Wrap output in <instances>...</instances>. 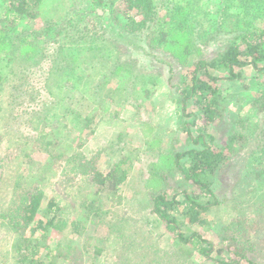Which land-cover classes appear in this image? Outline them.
Instances as JSON below:
<instances>
[{"label": "trees", "instance_id": "trees-1", "mask_svg": "<svg viewBox=\"0 0 264 264\" xmlns=\"http://www.w3.org/2000/svg\"><path fill=\"white\" fill-rule=\"evenodd\" d=\"M41 1L1 0V21L9 30L22 18L35 17ZM186 1L166 5L168 20L165 17L157 20V9L152 0H122L120 9L105 8L104 15L98 13L97 2L93 0L95 16H105V21L115 18V22V16L118 17L120 28L127 31L117 33L123 41L115 39L105 43L104 47V39L95 27L82 30V41L93 49L82 52L83 60H80L87 65V70L82 71L76 67L79 59L75 64L71 62L77 51L71 37L68 43L72 46L66 54L60 52L62 57L50 65L51 76L47 78L52 82H45L50 104L39 120L49 123L52 115L56 117V111L49 113L55 107L62 117L69 116L75 130L84 132L89 126L102 124L95 123L96 117L107 104L106 108H115L113 102L120 90H109L106 95L101 93L106 79L120 67L130 73L134 71L135 76L144 75L141 61L158 59L154 61L164 65L171 100L178 105L175 112L180 114L179 120L171 130L178 134L173 136L167 148L169 162L164 165L161 161L158 166L149 164L143 182L137 188L138 199L137 194L133 198L141 210L147 208L152 220L162 223L170 233V245L165 250L171 258L181 260L180 256L187 259L200 256L207 264H264V255H261L264 251V0H225L214 13L209 12L210 9L202 11L203 8L198 7L202 5L194 0ZM78 20L74 22L69 18L64 22L52 16L46 23L49 25L35 35L47 37L54 30L59 36L69 34L70 27L82 23ZM59 26L64 27L58 29ZM73 29L77 30L76 27ZM193 34L210 40L216 38L219 46L207 55L199 51H196L197 57L191 54L182 63L184 71H176L174 76L171 63L164 62L163 52L174 55L172 48L181 38L188 41L185 47L197 49L191 43ZM5 35L0 36V143L6 144L5 151H13L7 163L11 162L12 166L13 162H18L19 170L12 175L3 169L0 171L1 233L2 237H8V248L0 250V256L12 264H58L59 260L67 264H83L84 261L90 264L103 251L105 238L98 237L91 251L87 243L79 246L74 237L82 233L88 219L94 220L121 204V187L135 178L130 171L132 160L123 155L103 158L109 153L105 142L95 146L80 141L63 142L56 135L57 124L54 128L46 123L47 129L37 128L34 137L15 141L8 129L11 103L20 92L24 82L22 73L29 64L18 48L15 50L19 57L16 53H8L6 39L12 38ZM62 47L58 51L63 52ZM183 52L186 53V48ZM246 67L251 68L253 77L259 75L261 78L257 95L248 102V110L238 115L239 129L234 127V121H230L227 129L232 138L241 143L240 150H236L230 146V140L217 143L209 127L217 129L218 124L223 125L225 113L230 112L223 98L221 82H239ZM161 73L157 75L160 77ZM147 75L142 79L144 85L137 98H151L164 82L159 77L157 80L153 75ZM122 100L118 105L133 110L136 115L137 110L130 107L133 103L128 104L131 102L128 98ZM35 151L44 154L45 159L36 160L32 155ZM60 160L65 171L59 183L70 186L75 172L81 175L82 188L90 189V193L84 194L78 205L69 211H66L67 205L58 201V196L44 197L40 184L31 173L32 169L46 167L55 174ZM23 166L27 167L25 174L20 171ZM6 181L10 189L5 188ZM126 201L127 207L133 205L130 198ZM77 207L82 209L81 214L77 213ZM219 207L226 209L229 216L225 222H219L215 241H211L198 229L208 224L209 211ZM72 215L75 217L71 218ZM112 223L116 224V221ZM144 247L151 245L145 243ZM154 252H158L156 262H160L163 255L159 249ZM131 258L124 259L130 261ZM89 259L93 260L90 262ZM148 259L140 257L136 264L151 263Z\"/></svg>", "mask_w": 264, "mask_h": 264}, {"label": "rangeland", "instance_id": "rangeland-1", "mask_svg": "<svg viewBox=\"0 0 264 264\" xmlns=\"http://www.w3.org/2000/svg\"><path fill=\"white\" fill-rule=\"evenodd\" d=\"M94 1L97 2V11L100 15H104L105 8L120 9L122 6V0ZM178 1L179 0H152L157 9V20L161 17H165L168 20V16H166L168 14L166 5H173L175 2L178 3ZM189 1L190 0H188V2ZM223 1L225 0H194L196 4L202 5L198 6L199 9L203 8L202 11L204 12L210 9L209 12L213 13L217 9L219 10V6L223 4ZM92 2L93 0H43L37 6L35 17L31 19L22 18L19 22H15V24L11 25L9 30H7L5 24L1 21L0 16V36L6 34L8 37L6 35L5 37L12 38V40L6 39V50H8V53L12 52L11 54L16 53L19 57V52L15 50L18 48L22 54L21 56L26 58V62L29 64L22 73L24 82L19 89L20 92L17 93L15 101L11 103V120L8 122V129L12 132L10 136L13 137L15 141L23 142L22 138L34 137L37 128L42 129L45 127L44 129H47V121L39 120V116H41L43 112L44 114L47 113L46 107L50 104L45 89V82H52L47 77L51 76L49 68L53 60L60 59V57H62L61 53L66 54L65 52L72 46L70 42L68 43V40L74 39L76 42L74 45L76 49H74L77 51L75 53V58L71 60L74 64L78 59L83 60L82 52H85L87 49H92L90 46L88 47L86 41H82V30L84 29L95 27L104 39V47L105 43H110V41H114L115 39L123 41L119 38L117 33H125L127 31L120 28L121 24L119 23L118 17L115 16L117 19V22H115V18L110 17L109 21H105V16H95ZM184 2L187 1L184 0ZM202 11L199 12L201 18L203 17ZM76 13H79V15ZM52 16H56L60 18V20H64V22L69 18L74 22L79 19L78 21L82 23L74 25L77 30H74L73 26L70 27L71 30L69 34L67 33L59 36L54 30L52 34L50 33L47 37L36 36L35 33L38 30H42L45 26L49 25L46 23ZM63 27L64 26H59L58 29ZM175 32L177 31L175 30ZM193 35L194 38L192 40L194 42L191 40V43L195 45L197 49L185 47L188 41L185 38H181L176 42L175 47L172 48V53L175 56L172 54L168 56L163 52V57L166 58L164 62L171 63L172 72L175 71L174 76L178 73L176 71H179V73L184 71L185 68H182V63L188 56L192 54L193 57H197L196 51L207 55L213 50L216 51V48L219 46V42L216 38L210 40L208 37H203L200 34V36ZM0 44H2L1 39ZM62 45L64 46L63 52L58 51L59 47L63 48ZM181 47L184 48L180 49ZM185 48L186 53L183 52ZM165 51L168 50L165 49ZM82 60H80L79 64H76V67L84 71V69L87 70V65ZM154 60L158 59L150 58L141 61L144 65V71L146 72L144 75L135 76V73H133L134 71L130 73L125 71L123 67H120L115 71L114 75H110L108 79H106L104 89L101 93H105L106 95L109 90L112 91L116 88L120 90L117 92L118 96L113 102L115 108H106L108 106L107 104L101 114L96 117L95 123L98 122V124H102L97 126L94 124L92 127L89 126L83 132L82 129L75 130L71 127L69 116L65 114L62 117V114L58 112L57 108L53 107L49 112L53 114L56 111L54 113L56 117L52 115L50 122L47 124L54 128L57 124L58 129H55L56 135L60 137L63 142L77 143L80 141L82 143L86 142L90 146L105 142V146L108 145L107 147H109L107 150L109 153L103 158L107 159L108 157L109 159H114L115 156L123 155L128 156L132 160L130 171L132 170V174L135 178L129 180L125 186L121 187L119 192V195L123 197L121 204L111 207L109 213L106 211L105 215L99 214L94 220L88 219L82 233L74 237L79 246H83L84 243H87L91 251L92 244L95 243L98 237L105 238L103 251L97 259H89L90 262L93 260L90 264H97L94 262H103L102 264H136L138 260H140V257L144 260L149 258L148 260H151L149 261L151 263L148 264H207L201 260L200 256H193L189 259L180 256L181 260L171 258V254L165 250L170 245V233L165 230L162 223L152 220L151 214L147 208L141 210L137 204V200L133 198V196L138 193L137 188L143 182L149 164L158 166L161 161L164 165L169 162L170 157L167 148L173 136L178 134V132L175 133L171 131L175 128L179 120L180 114L175 112L178 105L171 100L170 91L166 85V70L164 65ZM244 71V76L239 82L232 83L230 80H223L221 82L220 88L225 104L227 108L230 109V112L225 113V122H223V125L218 124L219 127H217V129L211 125L209 127V131L213 133L217 143L222 144L230 140V146L236 150H240L241 143L238 140L235 141L234 138H232L233 136H231V132H228L227 129L230 126V121H234V127L239 129V125L236 123L238 115L248 110V102L257 95L259 90L258 81L259 78H261L259 75L253 77L250 67H246ZM159 72H162L160 77L157 75ZM147 74L153 75L157 80L159 77V79L164 80V82L159 84L160 86L156 89L151 98L146 99L145 96V99L137 98L141 93V86L144 85L143 80L148 76ZM56 76H58V74H56ZM132 95L134 96L131 97ZM124 98H128V100L131 101L128 102V104L133 103V106H129L137 110L136 115L133 114V110L128 111L122 108L121 105H118ZM123 103L124 102L121 104ZM61 125L65 126V128H62ZM109 144L113 146V149L110 148ZM15 147L13 148L15 149ZM5 149L6 144L0 143V171L3 169L4 172L6 171V173H11L12 175L17 169L19 170L18 162H13L12 166L11 162L7 163L11 149L6 151ZM32 155L36 160L43 161L45 159L44 154L37 151L33 152ZM62 164L63 161L60 160L58 168L54 169L56 172L55 174L52 173V170L48 171L49 169L46 167L32 169L31 173L40 184L44 197L47 198L52 194L58 196V201L67 205L66 211H69L73 206L78 205V200L81 199L84 194L90 193V189L84 190L82 188L80 185L82 181L81 175L75 172L72 173L73 179L70 186H63V184L59 183V180L62 182L61 177L63 176V171H65L64 168H62ZM26 169L27 167L23 166L20 168V171L25 174L27 172ZM217 184L218 183H216L215 186H217ZM5 188L10 189L7 181L5 182ZM129 198L133 203L131 207L126 206V199ZM136 198L138 199V194ZM77 211L78 214L83 212L80 207H77ZM70 214L71 213H69V215ZM227 214L224 208H213L207 215L208 224L203 229H198V231L203 234L205 238L215 241V234L219 222L222 220L225 222V219L229 216ZM74 217L75 215L71 216V218ZM82 217L84 218L83 215ZM113 221H116V224L112 223ZM1 224H3L2 220L0 221V250H3L8 248L6 247L8 237L7 235L2 237L1 230L3 227ZM132 235L135 237H132ZM145 243L150 244L151 247L145 248ZM156 249H159L160 253L163 255V259H161L160 262H156L158 252L153 253ZM261 255H264V251H262ZM92 256L93 254L90 252L89 257L92 258ZM126 257L132 258L130 261H126L124 259ZM134 258H136L137 261L134 260ZM0 259V261H4L6 264H12V262L5 260V258L1 256ZM58 264L67 263L59 260ZM83 264H85V261ZM142 264L145 263L142 262Z\"/></svg>", "mask_w": 264, "mask_h": 264}, {"label": "built area", "instance_id": "built-area-1", "mask_svg": "<svg viewBox=\"0 0 264 264\" xmlns=\"http://www.w3.org/2000/svg\"><path fill=\"white\" fill-rule=\"evenodd\" d=\"M0 264H6L4 261H0Z\"/></svg>", "mask_w": 264, "mask_h": 264}]
</instances>
